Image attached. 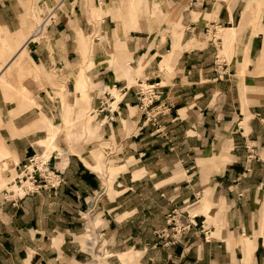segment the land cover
Wrapping results in <instances>:
<instances>
[{"label":"crops","instance_id":"1","mask_svg":"<svg viewBox=\"0 0 264 264\" xmlns=\"http://www.w3.org/2000/svg\"><path fill=\"white\" fill-rule=\"evenodd\" d=\"M56 3L0 0V189L41 153L42 115L62 128L66 104L76 121L111 89L121 99L102 136L134 163L118 165L110 191L60 140L59 187L0 204V264H264V0H61L46 36L33 41L38 24L24 39L30 10ZM143 88L151 110L165 106L155 125Z\"/></svg>","mask_w":264,"mask_h":264},{"label":"rangeland","instance_id":"2","mask_svg":"<svg viewBox=\"0 0 264 264\" xmlns=\"http://www.w3.org/2000/svg\"><path fill=\"white\" fill-rule=\"evenodd\" d=\"M137 1H139V0H137ZM56 2L57 3L55 5L54 4H50V5L46 4L44 6V9H42V10L40 9V10H38V12H36V10L34 8H32L30 10V13L28 14L29 19H31L30 24H29V28L27 30L26 36H23V38L24 37L26 38L29 34L32 33V31H34L36 29V26L41 23L43 16L50 9H52L54 6H57V9H58V7H60L59 5H60L61 0H56ZM59 11H60V9L56 10L55 16L59 13ZM91 17L94 21L99 20L102 17V15L100 13V9L95 8L93 6L91 9ZM48 27L46 26L45 29L42 30V32H41L42 34L40 33L39 38H37L36 40H33V41L42 40V38L45 37L47 34V28ZM179 29L182 32L183 27L179 26ZM226 31L229 32L230 30H226ZM222 34H224V31L221 32V30L218 29V31L215 34L210 33L207 37L210 39L213 38L214 39L213 42H215V44L218 45L219 44L218 43L219 38L220 37L222 38ZM176 35H177V33L173 32V37H176ZM82 37H84V36L82 35ZM91 38L92 37L87 36L86 41L83 40V42H82L83 47H84V52H83L84 54H86V52H88L87 50H89L91 48V46H93V44H92L93 41H91ZM85 47H87V50ZM173 47H174V49L177 48L178 44L175 43ZM166 55H168V56L164 55L162 58V61L159 63V65H158L159 69H162V68L169 66L168 59L170 58L171 54L167 53ZM163 59H164V61H163ZM88 62H89L88 66L92 64L91 61H88ZM85 67L86 66H84V68ZM88 81L89 80L83 75L78 77L76 80V82H77L76 83V90L80 91L82 99L88 97V95H87ZM132 83H135V81H132ZM147 89H149V88H147ZM147 89H145V90L147 91ZM138 91H139V96H141V98H142L140 100L141 105H142V102L147 104L146 107L140 105V108L144 111L143 113H144V120L146 123L145 125L148 126L150 124H152V125L157 124V122H156L157 117L163 113V109H165L164 108L165 106H162L161 108H159V110L158 109L151 110V108H149V107L153 102V98L151 97L152 95H148L147 93H149V92L143 91L141 89H139ZM63 94H64L63 91L60 90L59 95L61 96L62 100L64 101V98H63L64 95ZM109 95H110L109 96L110 99L107 101L109 106H104L103 111L100 112L99 114L96 112V109H99L101 107L100 103H99L98 107H86V108L80 107V108H78L75 112V120L77 122L74 121V119H71V117H70L71 112L73 111V108L70 105L66 104L63 107L64 108V125L62 128L54 125V127H55L54 133L55 134L53 136L54 138L52 141H50V137H49V134L52 133V130H49L50 119H48L45 116L46 121H44V118H43L44 115H42L41 116V123L43 124V126L46 129V133H45V137L42 139V142L41 141L39 142V145H41V154H42L41 159H42V161H45L48 159V166H49L50 170L52 172H54L56 175H58V173L54 170V168L51 167V165L49 163V158L51 155L58 156L59 152L62 153L64 151L58 145V142L60 140L63 141V144H66V146L68 148L67 153H69V152L77 153L79 158L82 160V162L87 167H89L92 171H95L96 173H98L101 177H104V184L106 185L108 190L111 191L112 190V183H113V180L115 179L116 175L120 172H124L127 170L126 165L123 169L118 170V165H120L124 162H126L125 164H127V165H132L134 163V159L133 158H129V159L127 158V161H125L126 157L122 158L121 154H119V155H118V153L116 154L118 147H117L116 140H115V133H111L110 138L102 136L103 131L101 130L102 127L100 126V123L102 125V124H106L108 122L114 121V119L117 115V110L119 108V103H120V99H121L120 93L116 89H111V94L109 93ZM106 97H108V96H106ZM135 111H136V108H130L129 107V112L131 113V116L136 114ZM102 113H103V115H101ZM122 123H123L125 129H127L128 121L122 120ZM243 123H244V121H243ZM243 123H241V124H243ZM125 134L128 135L130 133L127 132ZM48 141H49V147L47 145ZM50 143H52L51 146H50ZM53 143H54V145H53ZM50 147H52L53 149ZM54 148H57L58 150L57 149L55 150ZM112 152H114V154H112ZM36 154H38V153H36ZM66 155L67 154H64V156H66ZM249 156H251V153H249ZM204 162L206 163V162H210V161H206V159L203 160V162L199 161V163H204ZM4 167H6V166H3V168ZM15 175H16V173L13 174V177ZM137 176L138 175H136L135 177H137ZM10 180H8L6 183H4L2 185V187H3L2 189L6 188L8 190H14L15 192H17L18 188L16 186L7 185V183ZM62 182H63V180L61 179L60 184ZM59 185L56 188H58ZM2 189H0V193H1ZM55 189L47 188V189H41V190L55 191ZM18 191L21 192V190H18ZM40 191H38L36 193H39ZM33 194H35V193H33ZM174 224L170 228L173 233H174V229H173ZM180 224H183V223H180ZM165 230H166V234L164 237H168V235H169L168 229L165 228ZM92 234L94 235L95 233H92ZM172 234H171V238H172V236H174L175 240H176L177 235L175 236V233L173 235ZM178 235H180V234H178ZM83 237L88 242H91V243L94 242L93 248L91 247L92 249L91 250L89 249L92 252V256L94 257V253L97 252L96 251L97 244H98L97 238L93 239L92 236L88 233H85L83 235Z\"/></svg>","mask_w":264,"mask_h":264},{"label":"built area","instance_id":"3","mask_svg":"<svg viewBox=\"0 0 264 264\" xmlns=\"http://www.w3.org/2000/svg\"><path fill=\"white\" fill-rule=\"evenodd\" d=\"M56 9L57 6H54L43 16L41 23L37 26L38 28L33 33L34 35H38V33L42 32L44 27L49 26L50 24H54L56 22L57 19V17H55ZM141 90L146 91L144 88ZM146 92H150V91H148L147 89ZM109 96H110L109 93H106L100 99L101 107L99 109H96V112L98 114L103 111L104 106H109L107 102L110 99ZM141 106L146 107L147 104L142 102ZM41 155H42L41 153L38 154L35 153L32 156L28 157L26 161L19 166L18 173H16V175L7 183V185L16 186L18 190H21V192L18 190L17 192H15L14 190H8L6 188L2 189L0 193V204L5 202H10L11 205L15 206L18 200L26 195L36 193L41 189H47V188L55 189L60 184L61 179L59 175H56L54 172L50 170L48 166V159L42 161ZM0 222H1V218H0ZM191 224L192 223L190 221L180 225L174 224L173 229L175 236L189 229ZM165 234H166L165 229H162L157 233L159 237H164ZM172 239H173L172 241H175L174 236H172Z\"/></svg>","mask_w":264,"mask_h":264},{"label":"bare ground","instance_id":"4","mask_svg":"<svg viewBox=\"0 0 264 264\" xmlns=\"http://www.w3.org/2000/svg\"><path fill=\"white\" fill-rule=\"evenodd\" d=\"M45 26V25H44ZM43 28V27H42ZM45 28V27H44ZM44 30V29H43ZM230 30V29H229ZM230 31H232V30H230ZM41 33V32H40ZM40 33H38V34H40ZM42 34V33H41ZM34 35V34H33ZM31 36V35H30ZM35 36V35H34ZM36 36H38V35H36ZM224 37V36H223ZM21 52V51H20ZM21 59H23L22 57H21ZM20 58L18 59V60H16V62L14 63V64H16V65H20V61H22ZM10 62H8V64H9ZM7 66V65H6ZM54 129H55V127H54V124L51 122V121H49V130H52V133H50L49 134V137H50V141H52L53 140V136H54ZM52 138V139H51ZM51 144L52 143H50V146H51ZM47 145H48V147H49V141H48V143H47ZM53 145H54V143H53ZM50 148H52V147H50ZM58 148V147H57ZM57 148H54L55 150L57 149ZM53 149V148H52ZM58 150V149H57ZM48 158V157H47ZM55 158V157H54Z\"/></svg>","mask_w":264,"mask_h":264}]
</instances>
